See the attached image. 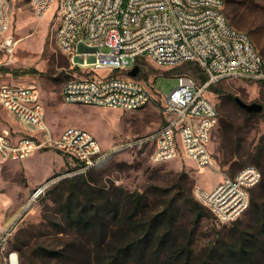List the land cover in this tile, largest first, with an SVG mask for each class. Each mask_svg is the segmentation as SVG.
<instances>
[{
	"label": "rangeland",
	"instance_id": "374dc122",
	"mask_svg": "<svg viewBox=\"0 0 264 264\" xmlns=\"http://www.w3.org/2000/svg\"><path fill=\"white\" fill-rule=\"evenodd\" d=\"M9 1L11 25L7 32L0 34V89L3 85L36 86L47 121L57 132L67 126H78L94 134L103 146L110 147L127 136L144 135L165 123L163 101L177 86L179 75L189 74L201 82L198 63L158 65L143 60L138 78L153 95L146 107L123 110L67 103L62 90L68 79L75 75L102 76L112 71L87 73L71 68L68 55L51 38L60 0H55L43 17L35 13L31 0ZM225 13L235 27L251 35L264 57V0H226ZM11 38L17 41L13 52L7 46ZM102 50L109 48L102 46ZM207 96L218 105L221 116L209 144L213 164L205 169H199L194 161L184 157L153 162L150 151L144 148L117 153L84 176L70 172L79 166V161L58 149L43 148L17 161L0 157V225L12 228L6 248L0 251V264H9L12 251L18 252L20 264H110L109 247L114 248L117 239L122 238L116 223L118 218L106 216L108 213L102 210L95 217L102 228H92L78 226L72 217L78 213L77 203L84 204L89 192L93 203L106 208L108 200L120 201L125 192L146 193L153 210L177 201L178 240L182 234L194 230L195 257L217 238L228 237L233 231L250 225V208L235 221L219 224L206 207V216L195 223L189 199L196 198L194 187L198 184L209 189L226 176H236L246 164L257 166L255 155L264 147V110L250 115L236 102L235 96L264 105V80L224 78L209 88ZM26 128L0 102V131L27 136ZM53 177L57 180L48 192L28 205L29 196L38 186L36 182L41 179L44 183ZM74 178L86 181L90 188L77 187L73 195L75 215H69L71 218L63 200L72 193ZM258 190L257 185L251 197ZM260 255L258 264H264V253Z\"/></svg>",
	"mask_w": 264,
	"mask_h": 264
},
{
	"label": "built area",
	"instance_id": "2783aa9c",
	"mask_svg": "<svg viewBox=\"0 0 264 264\" xmlns=\"http://www.w3.org/2000/svg\"><path fill=\"white\" fill-rule=\"evenodd\" d=\"M55 0H31L39 17L45 16ZM226 0H60L52 40L66 53L71 67L81 71L111 70L105 75H75L62 90L70 104L139 110L153 99L148 86L129 71L141 61L158 65L198 63L207 80L197 82L189 74L178 76V84L164 98L165 123L141 136H127L110 147L91 132L67 126L56 132L48 123L40 92L34 85H3L0 102L32 134L15 138L0 131V156L24 160L35 151L53 148L79 161L71 173L87 175L115 154L136 148L150 151L153 162L176 157L194 161L199 169L213 164L209 144L221 112L207 96L211 85L224 79L264 80V57L249 33L235 27L225 13ZM11 25L10 1L0 0V34ZM17 41H7L13 52ZM107 46L108 51H103ZM88 73V72H87ZM69 172V173H70ZM262 179L257 166L245 165L234 177L219 184L194 187L196 198L214 214L217 223L239 218L249 207L251 191ZM57 180L38 185L28 205L45 195ZM12 228L0 230V251L6 248ZM17 251L9 253V264Z\"/></svg>",
	"mask_w": 264,
	"mask_h": 264
},
{
	"label": "trees",
	"instance_id": "16d2710c",
	"mask_svg": "<svg viewBox=\"0 0 264 264\" xmlns=\"http://www.w3.org/2000/svg\"><path fill=\"white\" fill-rule=\"evenodd\" d=\"M198 71L201 83L206 81L207 75L202 67ZM255 156L257 166L262 171V179L258 184L259 190L254 191L250 201L252 222L246 228L233 231L228 237L212 241L197 257L193 250L194 230L182 234V238L178 240L177 201L170 206L153 210L149 207V196L146 193L125 192L120 201L108 200L109 207L106 208L93 203L87 189L89 196L85 198L84 204L77 203L79 209L75 215L74 192L79 186L90 188L86 181H77V177L72 181V193L67 200H63V206L68 216L75 215L72 217L78 226L100 228L102 224L95 217L102 210L108 213L106 216L118 218L116 223L122 238L117 239L114 248L109 247L110 264H258L261 262L260 254L264 253V147ZM189 201L193 209V220L199 223L206 216L207 206L194 197Z\"/></svg>",
	"mask_w": 264,
	"mask_h": 264
},
{
	"label": "water",
	"instance_id": "95a60500",
	"mask_svg": "<svg viewBox=\"0 0 264 264\" xmlns=\"http://www.w3.org/2000/svg\"><path fill=\"white\" fill-rule=\"evenodd\" d=\"M140 70L141 67L137 64L132 70L129 71V75L137 76L140 73ZM235 100L241 107H243L249 113H258L264 110V105L260 102L248 103L239 96H235Z\"/></svg>",
	"mask_w": 264,
	"mask_h": 264
},
{
	"label": "crops",
	"instance_id": "0c3cea01",
	"mask_svg": "<svg viewBox=\"0 0 264 264\" xmlns=\"http://www.w3.org/2000/svg\"><path fill=\"white\" fill-rule=\"evenodd\" d=\"M66 54V53H65ZM72 68V67H71ZM74 69V68H73ZM79 70V69H78ZM57 132V131H56ZM26 134L27 135H30V134H32L31 133V131L29 130V128H26ZM14 135V134H13ZM21 136H24V135H22V134H16V135H14V137L15 138H20ZM1 157V156H0ZM43 182V180H38L37 182H36V184H35V186L36 185H39V184H41ZM3 229H5V227L4 226H2V225H0V230H3Z\"/></svg>",
	"mask_w": 264,
	"mask_h": 264
},
{
	"label": "bare ground",
	"instance_id": "6f19581e",
	"mask_svg": "<svg viewBox=\"0 0 264 264\" xmlns=\"http://www.w3.org/2000/svg\"><path fill=\"white\" fill-rule=\"evenodd\" d=\"M12 264H18V262H17V260H16L15 256H13V259H12Z\"/></svg>",
	"mask_w": 264,
	"mask_h": 264
}]
</instances>
